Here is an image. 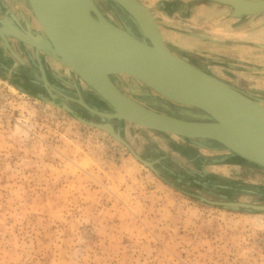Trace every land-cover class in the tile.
<instances>
[{
	"label": "rangeland",
	"instance_id": "obj_1",
	"mask_svg": "<svg viewBox=\"0 0 264 264\" xmlns=\"http://www.w3.org/2000/svg\"><path fill=\"white\" fill-rule=\"evenodd\" d=\"M96 1L144 36L119 2ZM140 1L173 50L264 99V46L237 33L249 20L264 26V11L238 17L216 0ZM12 4L0 9V264H264V167L226 162L231 150L212 140L102 114L108 105L46 42L28 0V13ZM228 24L229 42L217 28ZM113 79L158 110L211 117L144 83L134 89L131 76ZM107 121L113 130L99 125Z\"/></svg>",
	"mask_w": 264,
	"mask_h": 264
},
{
	"label": "water",
	"instance_id": "obj_2",
	"mask_svg": "<svg viewBox=\"0 0 264 264\" xmlns=\"http://www.w3.org/2000/svg\"><path fill=\"white\" fill-rule=\"evenodd\" d=\"M116 1L134 17L143 37L113 22L96 0H28L54 51L108 105L102 114L168 135L212 140L231 150L226 162L264 167V99L173 50L158 19L140 0ZM216 1L231 6L238 17L264 11V0ZM115 75L131 76L134 89L144 83L211 117L190 119L153 108L122 89ZM99 125L114 129L109 121Z\"/></svg>",
	"mask_w": 264,
	"mask_h": 264
},
{
	"label": "crops",
	"instance_id": "obj_3",
	"mask_svg": "<svg viewBox=\"0 0 264 264\" xmlns=\"http://www.w3.org/2000/svg\"><path fill=\"white\" fill-rule=\"evenodd\" d=\"M9 2H11V4L14 2L15 4L13 5V7L11 9H15L16 11H26L28 13L27 8L25 7V0H0V9H6L7 12H11V10L8 8H6V6L9 4ZM26 9V10H25ZM259 23V22H257ZM263 23V20L260 22ZM256 27H260V28H256ZM218 31H221L220 33H226V37L224 36H218L219 39L223 38L222 40L226 39V41H230L229 38V34H230V25L228 24L227 26H222V27H217ZM239 28V27H238ZM220 29V30H219ZM237 33L239 35V37L242 40H239L238 42H242L244 44H248V45H253V44H259L260 46H264V26H261V24H256V22L254 21L253 24L252 22L249 20L248 24L247 23H243L242 27L239 29H237ZM222 35V34H221ZM233 35H237L235 30L233 29ZM260 36V39H258V37L256 36ZM229 38V39H228ZM262 38V39H261ZM235 48V46H234ZM37 51H40L41 53H44L45 51L41 50L40 48H38ZM253 94V93H252Z\"/></svg>",
	"mask_w": 264,
	"mask_h": 264
},
{
	"label": "trees",
	"instance_id": "obj_4",
	"mask_svg": "<svg viewBox=\"0 0 264 264\" xmlns=\"http://www.w3.org/2000/svg\"><path fill=\"white\" fill-rule=\"evenodd\" d=\"M52 49H53V47L52 46H50ZM56 102H58L57 100H55ZM220 146H223V147H227V146H225V145H223V144H219ZM147 162L148 163H150V161L149 160H147ZM150 165H152V163H150ZM153 166V165H152ZM154 169H156L157 170V167H154ZM159 172V171H158ZM162 177L164 178V179H166V180H168L167 179V177H165V176H163L162 175ZM227 203H229V204H231V206L232 207H240V206H246V208H252V207H254L255 205L253 204V203H245V202H237V201H229V202H227ZM250 208V209H251Z\"/></svg>",
	"mask_w": 264,
	"mask_h": 264
},
{
	"label": "flooded vegetation",
	"instance_id": "obj_5",
	"mask_svg": "<svg viewBox=\"0 0 264 264\" xmlns=\"http://www.w3.org/2000/svg\"><path fill=\"white\" fill-rule=\"evenodd\" d=\"M46 42H48V41H46ZM41 44H44V45H46L45 44V42L44 41H42V43ZM48 44V43H47ZM49 45V44H48ZM4 67V66H3ZM51 90H52V93L54 94V93H56V90L54 89V88H51ZM59 100H60V98H58ZM77 99V98H76ZM161 104H163V103H161ZM69 106H70V104H68ZM71 107V106H70ZM107 111V110H106ZM92 114H96V112H92ZM199 118V117H198ZM201 119H204V118H201Z\"/></svg>",
	"mask_w": 264,
	"mask_h": 264
},
{
	"label": "bare ground",
	"instance_id": "obj_6",
	"mask_svg": "<svg viewBox=\"0 0 264 264\" xmlns=\"http://www.w3.org/2000/svg\"><path fill=\"white\" fill-rule=\"evenodd\" d=\"M150 22V26L149 27H152L153 28V24L151 23V21H149Z\"/></svg>",
	"mask_w": 264,
	"mask_h": 264
}]
</instances>
